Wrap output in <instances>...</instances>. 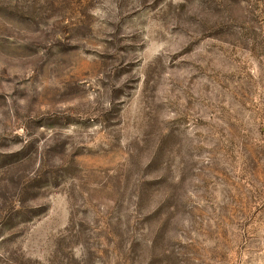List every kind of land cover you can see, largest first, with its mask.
<instances>
[{"label": "rangeland", "instance_id": "obj_1", "mask_svg": "<svg viewBox=\"0 0 264 264\" xmlns=\"http://www.w3.org/2000/svg\"><path fill=\"white\" fill-rule=\"evenodd\" d=\"M0 264H264V0H0Z\"/></svg>", "mask_w": 264, "mask_h": 264}]
</instances>
